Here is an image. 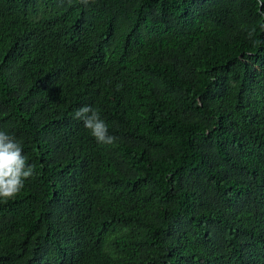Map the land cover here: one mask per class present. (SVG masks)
Here are the masks:
<instances>
[{
    "label": "trees",
    "instance_id": "trees-1",
    "mask_svg": "<svg viewBox=\"0 0 264 264\" xmlns=\"http://www.w3.org/2000/svg\"><path fill=\"white\" fill-rule=\"evenodd\" d=\"M263 14L0 0V131L34 166L0 201V264H264Z\"/></svg>",
    "mask_w": 264,
    "mask_h": 264
},
{
    "label": "clouds",
    "instance_id": "clouds-1",
    "mask_svg": "<svg viewBox=\"0 0 264 264\" xmlns=\"http://www.w3.org/2000/svg\"><path fill=\"white\" fill-rule=\"evenodd\" d=\"M82 2L86 4L87 0ZM73 118L82 121L98 143L110 145L115 142L116 138L109 135L108 125L101 119L98 109L83 106L75 111ZM22 151L19 141L0 131V201L13 199L23 189L25 180L34 173V166L27 164Z\"/></svg>",
    "mask_w": 264,
    "mask_h": 264
},
{
    "label": "water",
    "instance_id": "water-1",
    "mask_svg": "<svg viewBox=\"0 0 264 264\" xmlns=\"http://www.w3.org/2000/svg\"><path fill=\"white\" fill-rule=\"evenodd\" d=\"M264 15V14H263Z\"/></svg>",
    "mask_w": 264,
    "mask_h": 264
}]
</instances>
